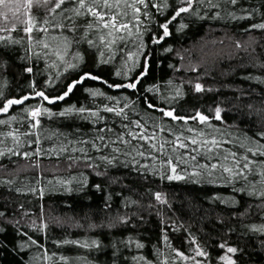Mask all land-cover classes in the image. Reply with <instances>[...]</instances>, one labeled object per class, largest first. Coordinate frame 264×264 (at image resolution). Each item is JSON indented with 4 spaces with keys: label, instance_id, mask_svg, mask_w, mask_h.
<instances>
[{
    "label": "trees",
    "instance_id": "1",
    "mask_svg": "<svg viewBox=\"0 0 264 264\" xmlns=\"http://www.w3.org/2000/svg\"><path fill=\"white\" fill-rule=\"evenodd\" d=\"M55 3V0H50V3L45 5L42 0L35 1L32 4L29 14L32 15L40 23L43 22L45 16L52 20V16L48 13V8ZM169 3L175 5V0H169ZM259 7L261 12H264V0H239L235 6L237 16H240V8ZM212 11H216L215 9ZM153 19L151 21L144 20L142 17V25L148 27V32L144 35L146 49L150 53L151 67L149 74L143 79L138 86L139 91L130 89H109L106 85L98 81L87 80L84 84L78 85L76 90L64 101H56L48 104L44 101V105L52 110L53 113H59L63 108L75 104L77 107L83 105L86 108L96 109L105 103L115 104L116 101H109L106 97H90L85 91V87H98L107 95L114 96L120 100V105L125 102L130 104L125 112L129 119L117 117L114 113L104 112L102 109L99 115L102 120L94 118H82L80 114H71L66 117L53 115L51 118L47 114L40 117L41 126L39 134L41 138V146L46 150L47 154L40 157L39 167L32 166L37 158L33 156L30 160L20 156L6 154L0 156V179L9 178L14 180V184L9 190L8 186L0 185V211L5 209L7 205L8 216L19 220V225L22 232L28 233L33 238L48 250L51 254L56 253L48 264H112L113 249L111 244L126 240L132 236L145 244L143 249H137L135 244L130 247L119 245V253L116 257V264H136L131 257L144 255L147 259L160 264L167 256L168 264H195L193 260L185 261L176 257L173 248L179 249L186 255L193 256L195 248L191 244V236H195L202 246H205L211 253L212 264H219L218 256L224 254L223 249L218 247L221 240H227L229 244H239L245 248L246 254H238L236 259L241 261V264H264V249L260 246V240L264 236L258 234H249L244 237L240 233L247 231L241 227V224L261 223V212L255 207L260 201L255 197H249L246 192L233 191V185L227 184L223 180H217L215 183H209L205 178L203 183H192L191 180L167 181L160 180L158 176L149 174L147 179L133 171L131 165L124 166V156L116 161L115 166H107V176H97L92 168L84 166L83 160L79 163H73L68 159L69 156L80 157L79 150L72 151V148L77 149L83 147L87 149V154L90 157L96 158L101 154L116 155L112 153L113 146H118L124 151H131V147H126L124 144L117 141L116 145H112L109 141L116 140L120 133H127L128 129L123 125H131L132 120H140L142 123L148 121L145 127L148 132L155 131L159 137H168L167 127L174 128L177 132L184 128L183 121H171L165 118L166 130L160 132L158 128L153 127V122H158L161 113L154 112L148 109L144 103V98L147 96L153 103L158 106L169 107L167 104H160V95H168L167 81L172 79L174 85H180L183 81V91L185 95L178 98L171 107L177 109L180 115H195V110L201 111L204 115L212 117L208 122L201 124L197 120H189L187 127H192L202 130L208 136H217L220 140H227L228 143H223L221 148L214 150L211 154L213 159L208 161L203 150L197 157V162L203 164L206 162L214 163L217 159L224 163L222 157L228 153L225 150H234L238 153H244V149L239 147L243 140L244 134L255 136L258 130H264V112H257V109H264V85L255 80L246 79L250 74L252 76H261L264 78V30L249 29L252 23L260 21L259 13L255 19L245 18L236 19L224 18H208L198 19L187 13L181 14L176 21H173L169 26L170 35L165 37L160 44H152L151 36L153 33L162 34V29L158 28L157 21L163 23L165 17L170 15V11L164 15L156 14V10L152 9ZM203 10L201 15H203ZM27 16L20 19L26 21ZM91 17L77 18L76 39H79L80 34L84 31V25ZM181 19L188 27L181 31H177V25ZM20 21H15L17 24L16 30L10 33L12 38L20 40V44L10 45L8 41L0 42V59H7L9 66L6 70L0 69V84L3 83V77L7 78L5 95L8 97L22 96L31 91L29 82L33 79L41 87L44 86V81L49 77H55L57 68L52 67L55 61L59 65V70L63 73V65L56 59L53 51L59 46L62 50L61 35L73 36V33L68 29L60 30L49 26L48 33L40 30H35L31 33L33 37L32 53L30 59L21 60V56H26L28 48L27 34L23 28L26 26ZM0 26L11 27L9 21L0 19ZM135 33V28L132 29ZM104 30V34L106 35ZM123 40H116L112 45L111 51L101 45L99 40V32L92 30L90 38L96 42L97 47L90 48L86 42L72 44L69 48V54L65 57L67 60H72L73 56L79 51L87 61L84 71H97L110 82H120L121 78L113 75L114 70L121 66L122 60L127 59V51L135 52L139 41L136 36L129 37L127 33ZM0 35L8 36L7 32H0ZM119 35V34H118ZM58 39H53V37ZM107 39H112L107 37ZM48 43L51 48L45 49L41 43ZM237 42L241 47L237 48ZM171 48V51L165 52V48ZM99 51H104L105 58L109 55L114 59L110 64L103 65V71L97 69L95 60L99 55ZM45 52L49 54L44 55ZM39 53V55H37ZM183 57V59H181ZM172 65L173 67H169ZM31 66L33 73L23 72L24 67ZM192 66H197V71H191ZM179 69L177 71L176 69ZM75 76V73H69L68 79ZM199 77V82L205 86V91L196 93L188 80L195 81ZM62 81L55 89L49 88L50 96L57 95L63 90ZM153 84H158L160 93H145V87ZM211 88L212 91L207 89ZM124 97H128L127 101ZM40 98L30 99L25 104H36ZM253 107L250 109L248 105ZM219 105L222 108V120H216L214 108ZM2 106V103H0ZM24 105H14L8 114L0 113V119H7L8 115L25 116L21 112ZM83 117H88V113H84ZM211 125V127H209ZM134 128V126H132ZM112 131H107V129ZM11 129L18 130L19 133L29 131L28 120L18 119L13 122ZM7 125H0V132L11 130ZM100 129H104L100 132ZM217 129L219 131H217ZM139 131L138 129H135ZM32 134L28 137L21 135V140H35L37 130L32 129ZM186 136L192 135L185 131ZM99 135H104L106 140L101 142L95 138ZM0 139H5L0 136ZM131 140V137H127ZM87 140L88 144H80L77 141ZM95 142L101 147V152H96L91 147V142ZM71 141L72 143H69ZM8 147L12 146L11 138L5 140ZM108 144V147H104ZM131 144H143V149L151 151L148 144L144 141L132 140ZM62 145H67L66 152H57ZM53 146L55 148L53 149ZM4 147V145H0ZM36 145L32 144L31 149L25 146L24 150L35 149ZM187 150L189 155H196ZM52 149L51 151H47ZM181 152L186 150L181 149ZM217 152L219 156H217ZM135 155V152L132 153ZM159 156V153H156ZM248 155H251L250 153ZM138 161L144 164H151L150 159L136 157ZM256 159L264 160V157H256ZM231 162L229 157L228 163ZM95 163L100 165V171H105V163L99 159ZM193 161H189L188 165L180 164L178 171L185 167L191 171ZM69 164L72 166L69 167ZM157 168L159 161H156ZM220 176V171L216 173ZM227 175V174H224ZM109 177H119L117 183L111 184ZM74 178V179H73ZM87 180V184L82 186L81 182ZM258 179L256 176H250L249 180ZM39 180V183L37 181ZM70 180V184H64L63 181ZM51 181V183H49ZM101 184L103 191H97L95 184ZM245 185L243 178L235 182V187L238 189ZM44 187L43 197L39 194L40 187ZM73 189L66 191L67 188ZM16 188L25 189V192L17 193ZM29 188H36L35 194L27 192ZM149 190L162 191L166 194L167 200L171 204V208L166 205H157ZM111 193L110 207H105V199ZM120 193V195H117ZM219 197L229 201V203H221L220 199L212 200V197ZM124 197L141 202L143 207L131 205L125 208L123 205ZM238 201L232 204L231 200ZM151 201L155 207L148 208L147 205ZM191 203L192 207H189ZM23 208H20V205ZM249 205L252 207L249 209ZM157 208H160L167 220L169 226L165 232H161L160 217L157 215ZM248 209L247 215L240 217L239 213H244ZM27 211L28 215H24ZM47 222V229L40 230L41 214ZM140 212L144 217V224H140V220L136 217L132 219L139 227L118 225L115 228L107 227L110 218H114L117 213L123 215L125 213ZM218 217L222 218L223 222L218 221ZM36 221L35 227H32V222ZM172 221H175L172 224ZM96 227H89V225ZM103 225V226H101ZM182 226V227H181ZM0 227L5 229L0 232V241H6L7 246H0V264H25L30 256H36L43 253V248L31 246L24 251H20L15 247L17 241L27 240L26 236L18 235L16 228L11 224L5 223L0 219ZM229 228H235L236 232L228 233ZM191 233V235H189ZM168 236V241L163 239L164 235ZM80 241L81 244L92 240L100 242V247L85 248L73 243L56 244L53 241ZM168 245H171L169 247ZM159 249L164 255L157 259L156 250ZM60 256L67 257V262L61 261ZM127 258V259H125ZM198 260H203L202 257H196ZM33 264H44L43 260L33 261ZM142 264V262H140Z\"/></svg>",
    "mask_w": 264,
    "mask_h": 264
},
{
    "label": "snow or ice",
    "instance_id": "2",
    "mask_svg": "<svg viewBox=\"0 0 264 264\" xmlns=\"http://www.w3.org/2000/svg\"><path fill=\"white\" fill-rule=\"evenodd\" d=\"M40 2V0H37ZM42 2L47 5L50 3V0H42ZM239 0H175V5L169 3V0H55V3L52 4L51 7L48 8V13L52 16V20L48 19V16H45L43 22L40 23L37 21L32 15L29 14V10L32 7L33 0H0V19L4 21L9 20V13L12 14V17L17 21H20V16L18 13L21 12V9L25 10V14L27 15L26 21H20L24 23L26 26L23 28L24 33L27 34L28 40V48L26 49V56H21L20 59H30L32 53V45H33V37L31 33L35 30L43 31L44 33H48L49 26L52 28L64 30L68 29V31L73 33L72 37L67 35H61L60 39L62 40V50L58 46L53 54L56 56V59L60 61V64L63 65V73L59 70V65L54 61L52 67L57 68L56 76H49L44 81V86L41 87L37 84L35 79L29 82V87L31 88L30 92L25 93L22 96L17 97H8L5 95V88L8 83L7 78L3 77V83L0 84V113L8 114L10 109L14 105H24L21 109V112L26 114L25 116L18 115H8L7 119H0V125H7L11 129V125L13 122L18 119H27L29 131L24 133H19L16 129H11L9 131L0 132V136H3L5 139H0V145H4V147H0V156H5L6 154L20 156L24 159H31L33 156L37 158L36 162L32 165L35 167H39V159L40 157L47 154L46 150L41 146V138L39 134V129L41 126L40 117L47 114L49 118L53 115H59L61 117H66L71 114H80L82 118H94L95 120L104 119L99 115L100 110L102 109L104 112L114 113L117 117H123V119L127 120L129 117L127 116L125 109L130 107V104L125 102L123 106L120 105V100L114 96L107 95L98 87H85L84 91L92 98L96 97H106L107 100L112 101L115 100V104L105 103L102 106H98L96 109L86 108L81 105L77 107L75 104L69 105L59 113H53L52 110L44 105V101H47L48 104H52L56 101H64L65 98L69 97L70 94L76 90L78 85H83L85 81H98L103 85H106L109 89H130L134 91H139L138 86L142 83L143 79L146 78L149 74L151 67L150 53L146 49V42L144 40V35L148 32V27L145 25L141 27L144 20L151 21L153 19L152 9L156 10V14L164 15L166 12L170 11V15L165 17L163 23L157 21V25L159 29H162V34L153 33L151 36L152 44H160L161 41L164 40L165 37H168L170 33L169 26L173 21H176L178 17H181V14L187 13L189 15H193L198 19L208 18H224L222 17V12L225 13L226 17L231 18L233 20L236 19H255L257 13H259L261 19L257 23H252L249 26L248 30L257 29L264 30V12H261L259 7H249V8H240V16H237L235 6L238 4ZM216 11H212V10ZM203 10L204 14L201 15V11ZM81 17H91L90 20L83 26L84 31L80 34L79 39H76L77 29L79 25L77 24V18ZM188 27L186 23L181 19L180 23L177 25V31H181L184 28ZM17 24L12 23L11 27L0 26V32L9 33L8 36L0 35V42L8 41V44H5V47L10 45L20 44V40L12 38L10 33L16 30ZM133 28H135V33H133ZM95 30L99 32V40L101 45L111 51L112 45L115 44L116 40H123L124 35L122 33H127L129 37L135 35L136 39L139 41L137 50L135 52L127 51V59L122 60L121 66L114 70L113 75L116 77H120V82H110L108 79H105L104 76L99 74L97 71H84V67L87 65V61L82 53L79 51L73 56L72 60H67L65 57L69 54V48L72 44H79L82 42H86L90 48L97 47L96 42L90 38V32ZM104 30L106 31V35L104 34ZM119 34V35H118ZM107 37H111L112 39H107ZM53 39H58V37H53ZM37 43H41L45 49L51 48V46L44 41H37ZM236 47H241L240 43L237 42ZM165 52L171 51V48H165ZM49 53L45 52L44 55L47 56ZM39 55V53H37ZM114 59L113 56L109 55L105 58L104 51H99V55L95 60V66L97 69L103 71L102 66L110 64ZM183 59V57H181ZM9 66V61L7 59H0V69L6 70ZM264 67V65H260ZM169 67H173L169 65ZM179 71V69H176ZM191 71H197V66H192ZM23 72L33 73V68L31 66L24 67ZM69 73H75V76L71 79H68ZM248 80H255L258 83L264 85V78L261 76H252L251 74L246 77ZM62 81H66L63 83V90H61L57 95L50 96L48 94V89H55ZM168 85V95H160V104H167L169 107L158 106L157 103H153L151 99L147 96L144 98V103L146 104L148 109H152L154 112L161 113V116L158 119V122H153V127L158 128L160 132H164L166 130L165 118H170L171 121H183L184 128L182 131L177 132L172 127H167L168 137H159L155 131L149 133L148 128L145 127L148 124V121H144L143 123L140 120H132L131 125L125 124L124 128L128 129L127 133H120L117 135L116 140H110L109 142L112 145H116L117 141L119 143L124 144L126 147L130 146L131 151H124L118 146H113L111 151L116 155H105L101 154L96 158L90 157L87 154L86 148H72L73 152L79 150L81 153L80 157L69 156L68 159L73 163H79L81 160L84 162V166L88 168H92L97 176H107V166H115L116 161L120 158V156L126 157L123 161L124 166L128 167L131 165L133 171L137 172L140 176L147 179V176L151 174L152 176H158L160 180L167 181H181V180H191L192 183H203L205 178H207L209 183H215L218 179L223 180L227 184L233 185V191H239L241 193H245L249 197L257 198L260 203L256 204L255 207L261 212V223H251V224H241V227L247 229V231L240 233L241 236H248L251 234H258L259 236H264V160L256 159V157H264V130H258L255 133V136H250L248 134H244L243 140L241 141L239 147L244 149V153H238L234 150H225L228 154L222 157L224 163H221L219 159L214 163H199L197 162V157L203 153L206 156L208 161L213 159L211 155L214 150H218L221 148L223 143H228L227 140H220L217 136H208L202 130H198L192 127H187V123L189 120H197L199 123L204 124L212 119L207 115H204L201 111L195 110V115H180L177 112V109L171 107V105L177 101L178 98L183 97L185 95L183 91V81L180 85H174V81L169 79L167 82ZM187 83L192 86L196 93H201L205 91V86L199 82V77L196 78L195 81L188 80ZM208 91H212L211 88L207 89ZM145 93H160V87L158 84H153L149 87H145ZM40 98L39 102L36 104H25L26 101L30 99ZM129 98L124 97V100L127 101ZM248 107L251 109L253 105L249 104ZM88 113V117H83L84 113ZM215 119L222 120L221 106L217 105L214 108ZM257 112H264V109H257ZM134 126V128L132 127ZM211 127V125H209ZM37 130L36 139L33 140H21V135L28 137L32 134L31 130ZM138 129L139 131H136ZM100 132H103L104 129H100ZM107 131H112V129H107ZM192 133L190 136H186L184 133ZM217 131H219L217 129ZM127 137H131V140L127 139ZM7 138H11L12 146L8 147L5 144V140ZM101 142L106 140L104 135H99L95 138ZM144 141L148 144V147L151 151L141 150L143 149V144L133 145L131 141ZM69 143H72L69 141ZM80 144H88L87 140L77 141ZM32 144H35V149L32 150H24L25 146L31 149ZM191 147V152L196 153V155H189L188 149ZM91 147L95 149L96 152H101V147L93 140L91 142ZM104 147H108V144H104ZM55 146H53V149ZM186 150L181 152L180 150ZM49 149L47 151H51ZM67 145H62L59 148V151L56 153L59 156L60 152H66ZM135 152V155L132 153ZM159 153V156L156 155ZM251 155H248V154ZM139 156L144 159H150L152 161L151 164L141 163L136 159ZM217 156L219 153L217 152ZM229 157H231V162L228 163ZM99 159L100 161L105 163V171L101 172L100 165L95 163V160ZM156 161H159V167L156 166ZM189 161H193L191 165V171L188 170L187 167L180 169L178 171L180 164L188 165ZM72 165L69 164V167ZM220 171V176H217V171ZM227 174V175H224ZM250 176H256L258 179L249 180ZM243 178L245 181V185L240 188L235 187V182ZM74 179V178H73ZM119 177H109V182L111 184H115L118 182ZM39 183V180L37 181ZM51 183V181H49ZM64 184H70V180L63 181ZM14 184V180L9 178L0 179V185L8 186L9 190H11V186ZM82 186L87 184V180L81 182ZM97 191H103V187L101 184L97 183L94 185ZM70 187L66 189V191H72ZM15 191L17 193L25 192V189L16 188ZM27 192H31L33 194L36 193V188H29L26 190ZM151 196L156 201L157 205H166L171 208L170 202L166 198V194L162 191H154L149 190ZM39 194L41 197L44 195V187L41 186L39 189ZM120 195V193H117ZM111 193H109L105 199V207H110L109 201H111ZM212 200L220 199L221 203H229V201L221 199L219 197H212ZM232 204L238 203L234 198L231 200ZM123 205L125 208H128L131 205H135L138 207H143L140 201L131 199V197H124ZM147 207L153 208L155 205L149 201ZM189 207H192L191 203H189ZM252 205H249V209ZM20 208H23V205H20ZM248 209L245 210L244 213H239L240 217L247 215ZM24 215H28L27 211L24 212ZM157 215L160 217L161 224V232H165L166 228L169 226L168 221L164 218V214L160 208H157ZM136 217L140 220V224H144V217L140 214V212H132L131 214L125 213L123 215L117 213L114 218H110L107 224L109 229L115 228L118 225L127 226L129 224L132 227L136 228L140 225L136 224L132 219ZM0 219L4 220L5 223L11 224L14 228H16L18 235H23L27 237V240H19L17 241L15 247L20 251H24L26 248L31 246H36L37 248H43V253L37 254L36 256H30L28 261H25V264H33V261L43 260L44 264H48V261L52 260V257L56 256V253H49L48 250L44 247V245L40 244L37 239L33 238L28 233L22 232L19 227V220L13 219L8 216L7 213V205H5V209L0 211ZM219 222H223L222 218H217ZM175 221H172L174 224ZM36 221L32 222V227H35ZM103 226V225H101ZM89 227H96V225L92 224ZM182 227V226H181ZM47 229V222L43 219V212L41 214V225L40 230ZM5 229L0 227V232H4ZM228 233L236 232L235 228H229ZM191 235V233H189ZM165 242L168 241V236L165 234L163 236ZM56 244L60 243H73L78 244L85 248L96 247L99 249L100 242L97 240H92L91 243L85 242L81 244L80 241H53ZM191 244L195 245L193 249L194 255L189 256L179 249L173 248L172 251L175 252L176 257H179L182 260L189 261L193 260L195 264H212L211 253L207 250L205 246H202L201 243L197 240L195 236H191ZM132 244H135L137 249H143L145 244L140 242L139 240L134 239L132 236L127 237L126 240H120L119 242H113L111 247L113 249V261L112 264H116V257L119 253V245H125L126 247H130ZM0 246H7L6 241H0ZM171 247V245H168ZM260 246L264 249V239L260 240ZM218 247L220 249L225 250L224 254L218 256L219 264H241V261L236 259L238 254H246L245 248L241 247L239 244H229L227 240H221ZM164 255L160 252L159 249L156 250L157 259L160 256ZM196 257H202L203 260H198ZM67 257L60 256L61 261L67 262ZM127 259V258H125ZM131 259L136 262V264H156L155 261L147 259L144 255L132 256ZM168 257L165 256L163 261H160V264H168Z\"/></svg>",
    "mask_w": 264,
    "mask_h": 264
},
{
    "label": "rangeland",
    "instance_id": "3",
    "mask_svg": "<svg viewBox=\"0 0 264 264\" xmlns=\"http://www.w3.org/2000/svg\"><path fill=\"white\" fill-rule=\"evenodd\" d=\"M35 1H37V0H33V3H35ZM18 15L20 16V19L23 18L24 16L25 17L27 16L25 14V10L24 9H21V12L18 13ZM8 21H9V24L10 25L16 21V19L12 17V14L11 13H9V20Z\"/></svg>",
    "mask_w": 264,
    "mask_h": 264
},
{
    "label": "water",
    "instance_id": "4",
    "mask_svg": "<svg viewBox=\"0 0 264 264\" xmlns=\"http://www.w3.org/2000/svg\"><path fill=\"white\" fill-rule=\"evenodd\" d=\"M170 119V118H169Z\"/></svg>",
    "mask_w": 264,
    "mask_h": 264
}]
</instances>
